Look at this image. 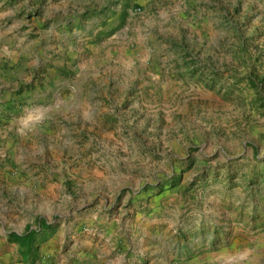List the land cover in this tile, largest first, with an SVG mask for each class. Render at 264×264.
Listing matches in <instances>:
<instances>
[{"label":"rangeland","instance_id":"374dc122","mask_svg":"<svg viewBox=\"0 0 264 264\" xmlns=\"http://www.w3.org/2000/svg\"><path fill=\"white\" fill-rule=\"evenodd\" d=\"M31 262L264 264V0H0V264Z\"/></svg>","mask_w":264,"mask_h":264},{"label":"trees","instance_id":"16d2710c","mask_svg":"<svg viewBox=\"0 0 264 264\" xmlns=\"http://www.w3.org/2000/svg\"><path fill=\"white\" fill-rule=\"evenodd\" d=\"M36 233L37 231L33 229H28L27 232L24 234H18L16 232H12L9 234L8 239L11 242L19 243L21 246L26 247L28 250H31L32 244L35 240Z\"/></svg>","mask_w":264,"mask_h":264},{"label":"crops","instance_id":"0c3cea01","mask_svg":"<svg viewBox=\"0 0 264 264\" xmlns=\"http://www.w3.org/2000/svg\"><path fill=\"white\" fill-rule=\"evenodd\" d=\"M14 243H16V242H14ZM18 246H19V248L21 247V252H22V256L23 257H27V259H28V257L30 256V254H29V252H30V250H28L26 247H23V246H21L19 243H16ZM32 246H33V244H32ZM24 248V249H23ZM39 256H42V255H39ZM33 257H35V256H33ZM31 258H32V255H31ZM24 259V258H23ZM36 260V263L38 262V260L37 259H35ZM40 260V259H39ZM42 261H45V259H42ZM29 263H30V261H29ZM31 264H32V262H31Z\"/></svg>","mask_w":264,"mask_h":264}]
</instances>
